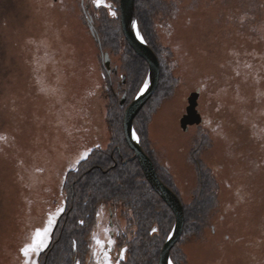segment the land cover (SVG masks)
Segmentation results:
<instances>
[{"label": "rangeland", "instance_id": "obj_1", "mask_svg": "<svg viewBox=\"0 0 264 264\" xmlns=\"http://www.w3.org/2000/svg\"><path fill=\"white\" fill-rule=\"evenodd\" d=\"M119 3L0 0V264L159 263L175 215L124 140L148 66ZM135 14L160 79L134 128L183 207L172 264H264V0H136ZM197 89L202 122L184 131Z\"/></svg>", "mask_w": 264, "mask_h": 264}, {"label": "water", "instance_id": "obj_2", "mask_svg": "<svg viewBox=\"0 0 264 264\" xmlns=\"http://www.w3.org/2000/svg\"><path fill=\"white\" fill-rule=\"evenodd\" d=\"M135 1L136 0H120V24L125 39L130 47L147 63L148 87L143 93L139 92L126 107L123 117V134L127 146L133 151L132 159L138 161L145 178L151 185L152 189L170 207L175 215L173 230L164 242L158 263L169 264V261H171V250L180 239L183 229V207L178 196L159 178L152 160L143 150L139 139L136 140L132 138V131L135 130L134 120L147 101L155 93L160 79V63L158 57L145 41L139 30L135 14ZM137 33H139V37L137 36ZM105 59V63H107L109 61L107 55H105ZM198 98L199 92L197 91L191 93L188 98L186 114L183 115L180 120V126L184 131H187L189 126L199 125L202 122V118L197 110Z\"/></svg>", "mask_w": 264, "mask_h": 264}, {"label": "snow or ice", "instance_id": "obj_3", "mask_svg": "<svg viewBox=\"0 0 264 264\" xmlns=\"http://www.w3.org/2000/svg\"><path fill=\"white\" fill-rule=\"evenodd\" d=\"M104 2V0H93V3L96 4L97 6H100L102 3ZM112 15H115V13H111ZM135 26V25H134ZM137 36L139 37V33H137ZM148 87V82L145 81L143 86L140 88V93H143L145 91V89H147ZM132 138L138 140V136L136 134V131L133 130L132 131ZM63 209L62 208H58L57 209V214L59 212H62ZM53 223V219L50 216L48 219V224L46 226H44L43 228H38L34 231L33 235H32V240L31 243H27L25 244L20 251L23 253V255L27 258L29 256V254L31 252H39L42 248H44L47 244V239H48V233L50 232L51 228V224ZM153 232H156L157 229L153 228L152 229ZM97 243H100V241H97ZM114 243V241L109 240L108 244H112ZM108 260V256L107 254H105V261ZM25 264H28V260H25ZM77 264H79V262H77ZM169 264H172L171 261H169Z\"/></svg>", "mask_w": 264, "mask_h": 264}, {"label": "flooded vegetation", "instance_id": "obj_4", "mask_svg": "<svg viewBox=\"0 0 264 264\" xmlns=\"http://www.w3.org/2000/svg\"><path fill=\"white\" fill-rule=\"evenodd\" d=\"M107 70V69H106ZM113 72V70H107V73L109 74V76H111V73ZM116 72V70H114V73ZM123 80V83L125 82V78L123 77L122 78ZM122 86V85H121ZM123 90L122 89H120L119 90V92H122ZM116 94H117V92H116ZM123 95H125L124 96V98H123V104H125L127 101H126V93H123ZM128 106V105H127ZM146 153V152H145ZM147 154V153H146ZM148 155V154H147ZM149 156V155H148ZM150 157V156H149ZM133 161H137V160H133ZM138 162V161H137ZM153 162V161H152ZM153 164H154V162H153ZM155 166V165H154ZM158 173V172H157ZM159 175V174H158Z\"/></svg>", "mask_w": 264, "mask_h": 264}, {"label": "trees", "instance_id": "obj_5", "mask_svg": "<svg viewBox=\"0 0 264 264\" xmlns=\"http://www.w3.org/2000/svg\"><path fill=\"white\" fill-rule=\"evenodd\" d=\"M78 214H79V212H78ZM86 214H87V213H86L84 210H80V216H78V218H79V217L84 218V216H85ZM65 215H67V212L64 213V215H63L64 218H65ZM64 218H62V220H63ZM84 219H85V218H84ZM81 220H82V219H81ZM76 225H77V223H76ZM76 225H74L73 228H74V227L76 228Z\"/></svg>", "mask_w": 264, "mask_h": 264}, {"label": "bare ground", "instance_id": "obj_6", "mask_svg": "<svg viewBox=\"0 0 264 264\" xmlns=\"http://www.w3.org/2000/svg\"><path fill=\"white\" fill-rule=\"evenodd\" d=\"M137 117V116H136ZM140 142V141H139ZM140 144H141V142H140ZM142 146V145H141ZM58 223H59V220H57V222H56V224H55V229L57 228V225H58ZM53 235V234H52ZM176 246V245H175Z\"/></svg>", "mask_w": 264, "mask_h": 264}, {"label": "clouds", "instance_id": "obj_7", "mask_svg": "<svg viewBox=\"0 0 264 264\" xmlns=\"http://www.w3.org/2000/svg\"><path fill=\"white\" fill-rule=\"evenodd\" d=\"M196 91L199 92V89H197Z\"/></svg>", "mask_w": 264, "mask_h": 264}]
</instances>
